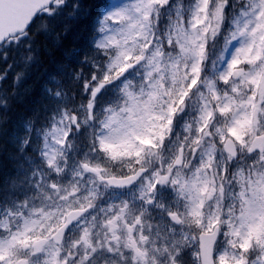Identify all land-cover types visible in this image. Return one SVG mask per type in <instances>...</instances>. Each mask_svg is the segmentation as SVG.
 I'll return each instance as SVG.
<instances>
[{
  "label": "snow or ice",
  "instance_id": "1",
  "mask_svg": "<svg viewBox=\"0 0 264 264\" xmlns=\"http://www.w3.org/2000/svg\"><path fill=\"white\" fill-rule=\"evenodd\" d=\"M0 264H264V0H0Z\"/></svg>",
  "mask_w": 264,
  "mask_h": 264
},
{
  "label": "trees",
  "instance_id": "2",
  "mask_svg": "<svg viewBox=\"0 0 264 264\" xmlns=\"http://www.w3.org/2000/svg\"><path fill=\"white\" fill-rule=\"evenodd\" d=\"M72 41H73V35H70V36L68 37V42L71 43ZM41 71H42V69H41ZM37 74H39V73H37Z\"/></svg>",
  "mask_w": 264,
  "mask_h": 264
},
{
  "label": "rangeland",
  "instance_id": "3",
  "mask_svg": "<svg viewBox=\"0 0 264 264\" xmlns=\"http://www.w3.org/2000/svg\"><path fill=\"white\" fill-rule=\"evenodd\" d=\"M114 2H119V0H114Z\"/></svg>",
  "mask_w": 264,
  "mask_h": 264
}]
</instances>
